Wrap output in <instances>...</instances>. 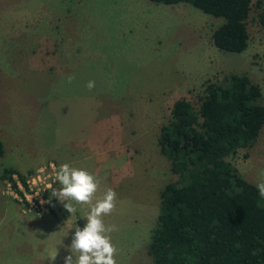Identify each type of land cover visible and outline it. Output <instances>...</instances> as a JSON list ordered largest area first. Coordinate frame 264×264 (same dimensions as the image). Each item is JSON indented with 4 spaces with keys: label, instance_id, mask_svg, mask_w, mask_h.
<instances>
[{
    "label": "rangeland",
    "instance_id": "obj_1",
    "mask_svg": "<svg viewBox=\"0 0 264 264\" xmlns=\"http://www.w3.org/2000/svg\"><path fill=\"white\" fill-rule=\"evenodd\" d=\"M219 22L188 5L147 0H0V175L10 168L29 179L63 163L87 170L99 181L93 203L109 187L116 192L115 209L102 219L117 227L110 234L117 264H153L146 246L159 184L169 178L156 137L173 101L197 108L204 84L236 74L258 88L264 106V31L255 10L240 54L211 45ZM233 165L256 187L264 123ZM4 182L0 264H64L89 205L71 201L76 212L69 213L52 195L61 188L56 181L45 198L39 194L35 214Z\"/></svg>",
    "mask_w": 264,
    "mask_h": 264
},
{
    "label": "trees",
    "instance_id": "obj_2",
    "mask_svg": "<svg viewBox=\"0 0 264 264\" xmlns=\"http://www.w3.org/2000/svg\"><path fill=\"white\" fill-rule=\"evenodd\" d=\"M147 1L188 5L218 19L209 37L218 52L240 54L247 48L251 10L264 31V0ZM200 94L197 108L183 98L173 101L158 131L156 145L169 178L159 184L146 254L153 264H264V198L233 165L239 151L253 147L264 123L260 92L246 76L229 74L204 84ZM3 155L0 142V159ZM12 176L25 185L10 168L0 179L15 189Z\"/></svg>",
    "mask_w": 264,
    "mask_h": 264
},
{
    "label": "clouds",
    "instance_id": "obj_3",
    "mask_svg": "<svg viewBox=\"0 0 264 264\" xmlns=\"http://www.w3.org/2000/svg\"><path fill=\"white\" fill-rule=\"evenodd\" d=\"M75 80L74 75L67 77V83ZM86 87L92 90L95 81L87 82ZM56 180L61 188L53 191L52 195L64 204L69 213H75L76 208L71 201L78 204H87L90 211L86 216L83 228L75 227V232L69 247L70 254L65 257L64 264H117L116 247L111 242V233L117 231L115 225H105L103 217L110 215L116 207V192L107 188L102 197L93 198L98 190V179L82 168L63 163L56 171ZM261 179L256 185L258 194L264 198V169L259 173ZM57 255V254H56ZM56 255L49 259L55 260Z\"/></svg>",
    "mask_w": 264,
    "mask_h": 264
},
{
    "label": "built area",
    "instance_id": "obj_4",
    "mask_svg": "<svg viewBox=\"0 0 264 264\" xmlns=\"http://www.w3.org/2000/svg\"><path fill=\"white\" fill-rule=\"evenodd\" d=\"M56 171L57 170L55 168L53 169L51 165L49 166V171L47 173H44L43 170H38L36 176L30 177L29 179L25 178L24 186L20 185L15 176H12L15 187H17L22 193L21 195L24 200L23 202H25L27 206H29V204L31 203L30 208L33 213L37 214V211L41 209L40 201L36 202V199L39 198V194L53 189L55 182L57 181L55 175ZM5 184L9 188L7 190V194L12 197V192L14 191V189H12L9 183ZM40 198H42V195H40ZM43 212H45V210H43L42 213Z\"/></svg>",
    "mask_w": 264,
    "mask_h": 264
}]
</instances>
